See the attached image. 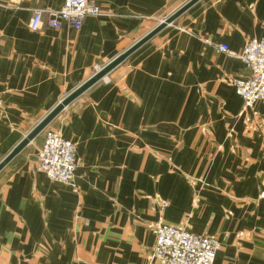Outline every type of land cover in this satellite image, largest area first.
Returning a JSON list of instances; mask_svg holds the SVG:
<instances>
[{
  "label": "crops",
  "instance_id": "0c3cea01",
  "mask_svg": "<svg viewBox=\"0 0 264 264\" xmlns=\"http://www.w3.org/2000/svg\"><path fill=\"white\" fill-rule=\"evenodd\" d=\"M91 1L79 30H32L65 0H0V161L179 8ZM263 37L264 0H199L67 105L48 127L76 144L74 182L37 169L43 132L0 171V264H159L160 220L216 236L215 264H264V105L245 109L230 80L249 72L218 49Z\"/></svg>",
  "mask_w": 264,
  "mask_h": 264
},
{
  "label": "built area",
  "instance_id": "2783aa9c",
  "mask_svg": "<svg viewBox=\"0 0 264 264\" xmlns=\"http://www.w3.org/2000/svg\"><path fill=\"white\" fill-rule=\"evenodd\" d=\"M103 14L101 7L91 0H65L57 10L33 9L29 27L60 29L66 23L79 30L87 16ZM218 49L239 57L249 72L230 80L242 97L245 109H253L257 103L264 105V37L249 39L241 54L226 44H220ZM43 133L44 140L36 155L37 169L53 181L73 184L78 167L76 144L66 139L60 129L47 127ZM162 205L166 206L167 201ZM151 228L156 237L152 257L159 264H215L220 248L216 236L196 234L162 220L152 223Z\"/></svg>",
  "mask_w": 264,
  "mask_h": 264
},
{
  "label": "water",
  "instance_id": "95a60500",
  "mask_svg": "<svg viewBox=\"0 0 264 264\" xmlns=\"http://www.w3.org/2000/svg\"><path fill=\"white\" fill-rule=\"evenodd\" d=\"M199 0H188L184 5L162 20L147 34L141 37L133 45L127 48L124 52L113 58L106 65L99 68L90 78L84 81L75 90L66 95L54 108H52L26 135L25 137L0 161V171L22 150H24L33 140L39 136L45 128L62 112V110L74 101L77 97L83 94L87 89L98 81L105 78L113 69L119 66L125 59L136 51L139 47L157 35L166 26L173 23L180 15L188 10Z\"/></svg>",
  "mask_w": 264,
  "mask_h": 264
},
{
  "label": "rangeland",
  "instance_id": "374dc122",
  "mask_svg": "<svg viewBox=\"0 0 264 264\" xmlns=\"http://www.w3.org/2000/svg\"><path fill=\"white\" fill-rule=\"evenodd\" d=\"M176 1H177V4H178L177 8H178V7L180 8V5L184 4L187 0H176ZM167 16H168V15H167ZM167 16L162 17V18L156 20L155 22H151V23L148 25V27L146 28V30H145V31H147L146 34L156 26L155 24H157L158 21L161 22V21L164 20ZM160 22H159V23H160ZM159 23H158V24H159ZM158 24H157V25H158ZM172 24H173V23H172ZM153 25H155V26H153ZM152 27H153V28H152ZM142 37H143V36H142ZM98 68H101V67H98ZM98 68H97V69H98ZM45 129H46V128H45ZM45 129H44V130H45ZM41 138H42V134L39 135V136H37V140L35 139V140H36V141H35L36 143H35V142H34V143L37 145V144H38V141H39ZM31 148L34 149V148H35L34 145H32Z\"/></svg>",
  "mask_w": 264,
  "mask_h": 264
}]
</instances>
